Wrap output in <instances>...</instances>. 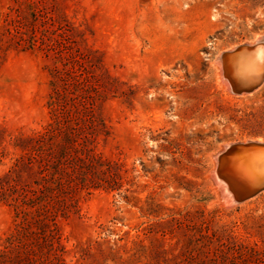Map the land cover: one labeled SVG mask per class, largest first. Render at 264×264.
Here are the masks:
<instances>
[{"label": "rangeland", "instance_id": "obj_1", "mask_svg": "<svg viewBox=\"0 0 264 264\" xmlns=\"http://www.w3.org/2000/svg\"><path fill=\"white\" fill-rule=\"evenodd\" d=\"M10 3L0 0V29ZM63 8L92 51L102 161L99 184L77 192L59 219L65 264H264V190L229 205L212 177L225 145L264 140V81L232 93L215 63L225 49L264 39V0ZM47 64L37 49L0 51V175L20 152L13 137L48 120ZM14 222L0 201V244Z\"/></svg>", "mask_w": 264, "mask_h": 264}, {"label": "trees", "instance_id": "obj_2", "mask_svg": "<svg viewBox=\"0 0 264 264\" xmlns=\"http://www.w3.org/2000/svg\"><path fill=\"white\" fill-rule=\"evenodd\" d=\"M63 1L11 0L2 20L0 51H41L51 91L45 125L13 137L20 152L0 175V201L15 214L0 244V264H65L59 219L76 206L77 192L101 180L102 161L93 150L98 80L92 51Z\"/></svg>", "mask_w": 264, "mask_h": 264}, {"label": "bare ground", "instance_id": "obj_3", "mask_svg": "<svg viewBox=\"0 0 264 264\" xmlns=\"http://www.w3.org/2000/svg\"><path fill=\"white\" fill-rule=\"evenodd\" d=\"M263 41L264 39L257 36L252 41L238 43L231 48L225 49L224 52H222L220 56H218V58L216 59L215 63L219 69L221 82L232 93L234 92L241 94L243 93L245 94L249 92L251 93V91L255 90L257 87L262 85L264 81V77L261 80H259V78L261 77L262 74L261 46L264 43ZM252 140L264 142V140H260L259 138ZM241 141L244 142L246 140H241ZM226 146L227 145H225V147ZM225 147L217 153L218 156H215L216 170L215 172L212 173L213 180L216 177L217 179H219V181L220 180L223 181L224 179L222 178L225 177L229 182L228 184V182L225 180L226 185H224L218 180L217 181L214 180L213 182H215L218 185L219 189L224 190V188H228V186L232 188L231 185L232 181L231 179H229L231 176L230 172L232 171H234L233 175L247 176L264 170V164L249 166L246 164L233 163L232 166L229 165L231 163V157H232V156L230 157L229 155L230 153H232V151L229 152V155L228 153L225 154L220 153L225 149ZM229 189L230 188H228V190ZM231 192L233 193V190H231ZM228 200L226 202L230 203V201Z\"/></svg>", "mask_w": 264, "mask_h": 264}, {"label": "water", "instance_id": "obj_4", "mask_svg": "<svg viewBox=\"0 0 264 264\" xmlns=\"http://www.w3.org/2000/svg\"><path fill=\"white\" fill-rule=\"evenodd\" d=\"M261 50H262V74L259 80H261L264 77V43L261 46ZM231 151L232 153H230L229 155V152ZM220 153L221 154L228 153L230 157L232 156L231 163L229 164L231 166L233 163L246 164L249 166L264 164V154H263L264 142H260L257 140H246L244 142L240 141V142L230 143ZM215 170L216 168L213 169V172H215ZM233 172L234 171L230 172L231 176L229 178L232 181L231 185L233 189L227 185L228 188L233 190V193L231 192L230 189L228 190V188H224V190L221 189L218 190V194L221 198H223L225 201L229 199L228 201H230V203L227 202L229 205L239 203L264 190V170L247 176L233 175ZM214 180L219 181V179H217L216 177ZM219 182L226 185L225 180L223 181L220 180Z\"/></svg>", "mask_w": 264, "mask_h": 264}]
</instances>
